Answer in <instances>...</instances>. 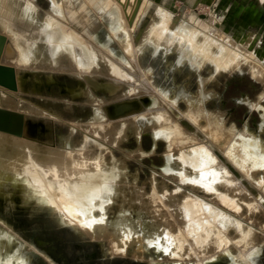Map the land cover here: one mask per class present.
I'll return each instance as SVG.
<instances>
[{
	"label": "bare ground",
	"instance_id": "6f19581e",
	"mask_svg": "<svg viewBox=\"0 0 264 264\" xmlns=\"http://www.w3.org/2000/svg\"><path fill=\"white\" fill-rule=\"evenodd\" d=\"M26 1L3 0L2 8L8 9L9 12H6L5 16L3 9L0 10V14L7 17L6 22L5 19L4 22H0V31L3 32L6 40L10 41L7 42L9 50H5L7 53L1 55L0 64L14 70H24L15 75L16 92L35 93L42 98H67L74 100L73 103L83 99L85 103L93 105L104 104L115 98L113 96L119 98L128 92L129 88L122 85L124 83L122 79V81L115 80L117 83L114 81L117 87L109 83L103 87L102 85L105 84H102L101 78L97 76H109L111 73L118 76V67L107 65L106 60L105 63L96 52L89 55L85 49L86 46L82 45L84 42L81 43L80 39L74 36L75 34L70 35L71 32L68 33L69 36L60 34L61 30L55 28L57 22L53 25L46 13L47 16H42L35 5ZM67 1H50L52 6L50 10L56 12L57 8L66 5L75 8L72 0ZM113 1L116 4L119 3L124 8V12L119 9L122 14L112 23L113 26L109 27V31L114 33L112 35L118 44L121 45L124 39L126 40L128 48L124 50L137 51L133 59L135 65L140 66V77L144 82L142 86L132 84V90L136 87L137 91L153 89L157 92L155 97H149L152 102L118 103L114 117L123 119L132 116L137 120L135 123L150 122L152 129L161 128L168 139L172 135L169 131H173L177 126V123L172 121L170 112L187 120V125L192 126V129L204 141L200 142L186 132L182 134L184 138H181L182 135L179 137V142H175V138L171 139L168 175L179 178L183 185L190 184L192 190L204 189L209 194H213L210 201L220 209L215 210V217L224 221L227 219L226 214L230 212L239 218L235 236H231L230 230L221 222L213 223L214 218L209 215L208 210H202V206L192 195L182 191V186L177 187L173 192L159 191L156 186H153V192L148 195L143 189H137L134 183H128L124 166L119 167L116 162H113L111 170L109 168L105 170L102 153L95 158H92L89 151H84L81 155L69 153V158H64L61 162H43L44 159L33 153L32 146L38 150L35 144L45 142L47 138L45 126L47 125L39 126L38 122L25 120L23 116H9L8 124H4L8 118L0 119V131L13 137L0 136L1 146L6 155L5 160L4 157L0 160V163H3L0 164V178L2 173H5L4 170H22V166L29 164L32 167L31 170L36 171L39 182L46 183L49 187L55 186L57 190L60 189L61 199H57L61 201V204L58 206L64 211L65 216L78 224L83 234L91 240L106 241L111 251L116 254L142 255L147 250L141 251L147 242L149 246L154 245L158 252L163 251L164 255L169 254L172 261L184 263L192 260V257L198 262L210 261V258H216L218 253H229L228 251L232 248H237L239 262L252 264L251 256L257 251L262 238L260 235L264 234V163L258 155L264 147L259 144V147H254L253 150L245 147L237 138V140L233 138L235 142H232L231 136L228 135V139L227 133L223 130L215 132L208 124L210 121L214 124L219 122L214 121L197 103H206L207 96L212 99L209 87L213 81L225 73L228 75L247 73L254 80L260 81L263 87L260 99L264 101V51L256 52L255 50L256 58L255 56L247 57L243 50V52L240 51V47L242 48L247 40H242L239 47L230 39L224 43L223 39L216 41L214 38H217L219 34L214 33L209 36L194 27L184 26L175 31L170 29L168 24L170 18L163 9L155 10L148 17L147 6L143 0ZM116 4H112V7H116ZM133 6H135L136 14L134 15L133 12L129 17L130 7ZM123 13L129 19V24L133 23L131 28L127 25L128 19L125 20ZM120 21L121 23L124 21L128 27L126 28L130 29L129 35L119 28ZM90 26L91 31L94 32V28L99 24L95 22ZM206 26L202 24V27ZM97 31L99 36L94 38L99 42L103 38L102 29L98 28ZM128 40H132L133 44H128ZM135 40H138L136 45ZM108 46L114 49L115 45L110 42ZM245 51L247 52V49ZM128 55L131 57L130 53ZM83 58H90V60L85 62ZM86 70L96 76L90 77L89 73L83 74ZM204 72L206 75L202 76ZM67 73L76 76L71 78V75ZM77 75L79 78L86 77L85 82L80 81ZM117 76L114 79H117ZM194 77L196 93L192 92ZM145 85L150 89L144 87ZM4 93L0 91V108L8 105L9 108H14L15 105L13 106L12 102L3 97L9 93ZM9 97L13 98L10 95ZM158 100L166 105L161 108L164 114L155 113L158 110L155 109ZM76 103L78 105L79 102ZM180 103L185 105L184 109L180 108ZM70 105L73 104L60 106L70 111ZM253 105L249 103V109ZM257 105L260 106V104ZM55 106L58 105L55 104ZM60 106L58 108H61ZM176 145L180 147L178 150L175 149ZM176 160L182 164L175 165ZM219 163L226 168L225 174L221 176L215 172V166ZM186 167L192 171H198V177L196 175L185 177ZM13 174L17 173L13 172ZM114 205L117 206V214L110 219L108 213L112 211ZM191 212L200 216L198 222L194 224L195 227L193 223H187L185 226L184 218L191 215ZM134 213L136 217L143 218L144 221L135 219L132 216ZM242 222H247L249 228L242 229ZM137 227H140L146 236L138 235ZM213 261L206 264H213Z\"/></svg>",
	"mask_w": 264,
	"mask_h": 264
},
{
	"label": "rangeland",
	"instance_id": "374dc122",
	"mask_svg": "<svg viewBox=\"0 0 264 264\" xmlns=\"http://www.w3.org/2000/svg\"><path fill=\"white\" fill-rule=\"evenodd\" d=\"M28 1L35 5L42 16L48 15L53 25L57 22L55 28L61 30L60 34L68 36L70 32V35L75 34L74 36L78 37L77 39H80L81 43L84 42L82 45L86 46L85 49H87L89 55H93L92 53L96 52L101 59H104H102L104 62L106 60L107 65L120 69V71L117 69L118 76L117 74L112 75L111 71L109 76H97L101 78V83L105 84L102 85L103 87H106L108 83L116 86L117 82L115 80L122 79L124 82L122 85L131 90H128L126 94L119 96V98L113 96L115 98L104 104L93 105L85 103L82 101L83 99L76 100L74 103V100L67 98L57 99L58 97H53L51 99L49 97V100L48 97L42 98L35 93H26V91L19 93L14 91V93L4 89L1 90L0 88V91L5 92L4 94L9 93L3 97L12 102L13 106L15 105L14 108H9V105H4L5 109L0 108V119L8 118L4 124H8L9 116H23L25 120L38 122L39 126L47 125L45 126L47 140L45 139V142L39 141L42 145L35 144L38 150L32 146L33 153L44 159L43 162H61L64 158H69V153L81 155L84 151H89L92 154V158L99 157V154L102 153L105 170H111L113 162H116L119 167L124 166L128 183H134L137 189H143L148 195L153 192V186H156L159 191L166 190L167 192H173L177 187L182 186V191L185 194L192 195L202 206V210H208L209 215L214 218L213 223L221 222L230 230V235L235 236L236 224L237 221H240L239 218L230 212L226 214L227 219L224 221L220 220L219 217H215V210L217 211L219 208L210 201L213 194H209L204 189L192 190L190 184L186 183V185H183L179 178L168 175L169 141L171 139L175 138V142H179V137L186 132L196 137L200 142L204 141L192 129V126L187 125V120L170 112L172 121L176 122L177 126L176 128L173 127L175 128L173 131H169L172 135L168 139L161 128L152 129L150 122L135 123L137 120L132 116L123 119L114 117L118 103L127 101H136L139 104L142 101L145 103L152 102L149 97H155L157 93L147 85L144 87L150 90L137 91L135 90L136 87L132 90V84L144 85L140 77V66L135 65L133 59L137 51L135 49L128 50V52L124 50L128 48L126 47V40L124 39V43L122 42L121 45L118 44L112 35L114 33L109 31V27L113 26L112 23L118 20L119 15L122 14L119 9L124 12V8L113 0H72L75 8L66 5L57 8L58 12H53V10H50L52 7L50 1L54 2L55 0H27L26 2ZM143 3L147 6L146 15L148 17L155 10L163 9L170 18L168 22L170 29L175 31L184 26H190L204 31L209 36L214 33L215 35L219 34L221 37L219 38L218 35L217 38H214L216 41H222L219 39H223L222 42L224 43L230 39L234 44H238L239 47L242 40H247L245 42L246 45L245 43L242 45L244 49L240 47V51L243 50L244 52H242L247 57L255 56L254 58H256V52H259V50L264 51V0H143ZM2 4L3 0H0V10L3 9V15H5L9 10L2 8ZM112 4H116V7H112ZM134 9L135 6L130 7L131 11H129L131 13L129 12V17L132 16ZM0 17V22L4 19L5 22L7 21V17L2 15ZM124 18L126 20V15H124ZM95 22L99 26L95 27V31L92 32L90 25ZM126 22L131 28L133 23L130 25L129 19ZM202 24L207 26L204 28ZM127 25L124 21L122 23L120 21L119 28L126 32V35H129L130 29H127ZM98 28L102 29L103 35L99 42L95 40L99 36L97 34ZM0 36L5 37L2 31H0ZM135 36H137V33H135ZM3 38L0 39V49L4 52L2 56L9 50L7 42H10L6 40V37L3 41ZM110 42L115 45L114 49L116 50L108 46ZM129 43L132 45V40H128ZM137 43L138 40H135L134 44L136 45ZM246 49L247 52L245 51ZM255 50L257 51L255 52ZM128 53L131 54V57ZM89 60L90 58H86L84 61L88 62ZM19 72L22 73L24 70H15V75ZM85 73L88 74L89 70L83 71V74ZM89 75L90 77L96 76V74L91 72ZM204 75H206L205 72L202 76ZM69 76L74 78L73 76L76 75L70 73ZM78 76L77 78L80 81L85 82L86 77L80 76L79 78ZM115 76H117V79H114ZM193 83L194 90L192 92L196 93L195 77ZM209 91L212 94V99L207 96V98L205 97L207 99L206 103L197 104L214 121L219 122L214 124L210 121L208 125L212 127V130L217 133L223 130L227 133L226 137L228 139L231 136L232 142H235L233 138H237L243 142L245 147L253 150L255 149L254 147H259V144L264 147V101L260 99L263 92L260 81L254 80L247 73L234 75L225 73L211 83ZM9 95L13 98L9 97ZM76 102H79L78 105ZM160 102L158 100V105L155 106V109H158L156 110L157 112L155 111L156 114H164L163 111L161 112V108L166 107V105ZM249 103L254 104L250 109ZM55 104L58 106H55ZM66 104H73L70 105L72 110L70 109L69 111L68 109L66 110V107L62 108L60 106ZM257 104H260V106ZM59 106L61 108H58ZM179 106L181 109L185 108L183 103H180ZM16 108L18 109L16 110ZM140 117L142 116L140 115ZM1 135L13 138L3 131H0ZM182 137L184 138L183 135ZM175 147H177L175 148L176 150L180 148L177 145ZM258 155L264 163V150ZM5 156L0 142V160L3 157L5 160ZM180 163L182 164V162L176 160L175 165L178 164L179 166L181 165ZM12 166V168L15 167L13 164ZM31 168L28 164L27 166H22V170H4L5 173H2L3 175L0 178V264H206L213 260V264H241L238 260L237 248H232L228 251L229 253H218L215 256L216 258H210V261L198 262L192 257V260L184 263L172 261L169 258L171 257L169 254L164 255L163 251L158 252L154 245L149 246L147 242L143 245L144 247L141 251L147 250L142 255L116 254L111 251L106 241L91 240L83 234L81 227L77 226L78 224L65 216L64 211L58 206L61 204V201L57 199H61L62 193H60V189L58 188L59 190H57L55 186L50 185L49 187L46 183L39 182L36 171H32ZM224 168L225 165L219 163L215 166V172L221 176L226 172V168ZM13 172L17 173L15 174L17 178ZM198 173V171H192L186 167L185 177L194 175L198 177ZM116 214L117 206L114 205L108 216L112 219ZM132 216L135 219L144 221L143 218L136 217L135 213ZM199 218L200 216L191 212V215L184 218L185 226H187V223H193L195 227L194 224L198 222ZM241 225L242 229L249 228L247 222H242ZM136 230L138 235L146 236L140 227H137ZM260 236L262 238L257 246V251L251 256L252 264H264V234Z\"/></svg>",
	"mask_w": 264,
	"mask_h": 264
},
{
	"label": "water",
	"instance_id": "95a60500",
	"mask_svg": "<svg viewBox=\"0 0 264 264\" xmlns=\"http://www.w3.org/2000/svg\"><path fill=\"white\" fill-rule=\"evenodd\" d=\"M140 2L136 6V10L138 9ZM136 10L134 15L136 14ZM134 17V16H133ZM131 23V22H130ZM3 37L0 36V39ZM4 41V38H3ZM2 49H0V59L2 55ZM0 87L8 89L10 91H16V78H15V70L7 65L0 64Z\"/></svg>",
	"mask_w": 264,
	"mask_h": 264
}]
</instances>
